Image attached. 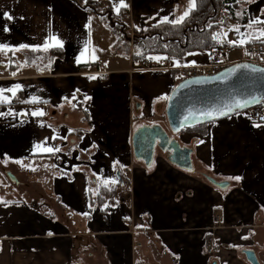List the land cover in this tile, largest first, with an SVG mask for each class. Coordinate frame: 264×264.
<instances>
[{
	"label": "crops",
	"instance_id": "obj_1",
	"mask_svg": "<svg viewBox=\"0 0 264 264\" xmlns=\"http://www.w3.org/2000/svg\"><path fill=\"white\" fill-rule=\"evenodd\" d=\"M108 2L117 13L121 0ZM123 2L132 29L173 21L189 7ZM236 13L245 21L226 30L227 65L243 60L241 40L261 38L264 23L248 25L264 21V0H241ZM106 25L72 0H0V264H249L245 249L264 264V123L239 112L169 134L192 149V169L157 149L145 166L132 135L145 124L166 128L176 72L138 68L130 42L128 57H101ZM46 43L62 54L52 56ZM210 54L174 61L205 64ZM117 172L128 200L116 191L115 205H92L96 182H117Z\"/></svg>",
	"mask_w": 264,
	"mask_h": 264
},
{
	"label": "water",
	"instance_id": "obj_2",
	"mask_svg": "<svg viewBox=\"0 0 264 264\" xmlns=\"http://www.w3.org/2000/svg\"><path fill=\"white\" fill-rule=\"evenodd\" d=\"M253 68L264 69L261 65L238 61L214 74L188 77L178 82L170 92L164 108L166 128L159 124H145L133 133L135 159L142 160L148 167L157 149L167 153L170 162L191 170L192 149L181 146L170 135L263 105L264 72H253ZM238 102L243 106L236 107ZM116 174L120 177L119 172ZM8 175L16 181L12 175ZM206 179L218 188L227 185L209 176ZM242 253L249 264H259L253 250L245 249Z\"/></svg>",
	"mask_w": 264,
	"mask_h": 264
},
{
	"label": "trees",
	"instance_id": "obj_3",
	"mask_svg": "<svg viewBox=\"0 0 264 264\" xmlns=\"http://www.w3.org/2000/svg\"><path fill=\"white\" fill-rule=\"evenodd\" d=\"M75 3L101 13L102 18L108 26H117L122 33H128V27L120 23V19L125 16V9L121 8L118 20L114 19L115 13L109 5L108 0H72ZM241 0H195L196 7L189 16L179 25L171 23H159L145 29H136L132 39L133 51L131 58L134 61L140 60L147 54L165 55L178 59L184 57L188 52L212 50L217 46L226 47L227 42L222 33L226 32L231 23L245 21L244 12L239 16L236 9L240 7ZM106 5L107 9H104ZM110 13V20L106 12ZM223 21V23H221ZM211 25V27H209ZM219 35V41L213 36ZM262 38L249 41V43L260 42ZM129 43V42H128ZM52 56L61 55V50L55 48L47 49ZM139 53V54H138ZM85 64L79 66L80 70L86 69ZM203 125V124H202ZM201 125L186 128L181 131L195 130ZM80 136L83 131H75ZM74 132V133H75ZM123 177H119L117 182L101 183L97 181L98 191L90 196L92 205L111 206L117 203L115 199L116 189L122 184ZM104 213V209H101Z\"/></svg>",
	"mask_w": 264,
	"mask_h": 264
},
{
	"label": "built area",
	"instance_id": "obj_4",
	"mask_svg": "<svg viewBox=\"0 0 264 264\" xmlns=\"http://www.w3.org/2000/svg\"><path fill=\"white\" fill-rule=\"evenodd\" d=\"M260 33L264 31V24L259 26ZM132 36H127L126 39L132 40ZM260 42L255 43H244V57L242 61H247L264 67V37H261ZM227 51L226 47L217 46L210 50V61L205 64H193L185 66H174V59L167 56H158L157 54H147L145 57L137 61V66L140 69H165L168 71L176 72L174 78L176 79V84L181 80L199 76V75H211L214 74L224 67L227 66L223 62V57ZM157 57H167V59H161L159 62L155 58ZM133 60V59H132ZM246 119L256 123H264V104L251 107L247 110L242 111ZM127 182H122L118 187L116 198L118 201L128 200V192L126 190ZM219 216H216V220ZM212 240V239H211ZM211 248L208 249L209 252Z\"/></svg>",
	"mask_w": 264,
	"mask_h": 264
},
{
	"label": "rangeland",
	"instance_id": "obj_5",
	"mask_svg": "<svg viewBox=\"0 0 264 264\" xmlns=\"http://www.w3.org/2000/svg\"><path fill=\"white\" fill-rule=\"evenodd\" d=\"M103 7H104V9H107L106 5H104ZM105 12L107 14V18H109V20H110V13L107 11H105ZM114 13H115L114 19L118 20L117 13L116 12H114ZM103 21H105V20L103 19ZM119 22L123 23L124 25H126L128 27V33H122L121 29L117 26L106 25V27L108 28L107 30H108L109 34H106V36H104L103 38H99L101 43L98 46L102 47L101 57H103L104 59H107L108 61L111 59V57L112 58H116L117 56L121 57V58L123 56L125 58L128 57V51H129V45H128L129 43L128 42H130V50L131 51H133V45H132V40L127 39L128 40L127 41L126 38H124V37L126 35L134 37V34H135L134 30L147 28V27H141V28L132 29L130 27L129 19H127L126 16H124V18H121ZM108 41H112L110 45L111 46L113 45L115 50L110 51L109 48H107ZM92 42H94V38L92 39ZM116 49H118V50H116ZM240 49L242 50V53H244V47L240 48ZM153 55H155V54H153ZM158 56H162V55H158Z\"/></svg>",
	"mask_w": 264,
	"mask_h": 264
},
{
	"label": "snow or ice",
	"instance_id": "obj_6",
	"mask_svg": "<svg viewBox=\"0 0 264 264\" xmlns=\"http://www.w3.org/2000/svg\"><path fill=\"white\" fill-rule=\"evenodd\" d=\"M125 7H127V5L123 2V0H121L120 4L116 6L115 10H116L117 13L119 14L120 9H121V8H125ZM195 7H196L195 0H189V7H188V9L183 13L182 16L176 18V19L173 20V21H168L167 18H165L164 21H162V22H163V23H172V24H174V25H179V24H181V23H182V22H183V21L189 16V14L195 9ZM9 18H10V17H9ZM221 23H223V21H221ZM255 23H264V21H260V20L252 21V22L248 25V27H252V24H255ZM209 27H211V25H209ZM229 30H233V29H229ZM234 30L237 31V32H239V28H236V29H234ZM222 35H223L224 38H226L227 33L224 32V33H222ZM260 37H264V31H262V32L260 33ZM53 39H55V38H53ZM213 39L219 41L220 36H219V35H214V36H213ZM245 42H247V40H241V41H240V44L242 45V44L245 43ZM57 43H59V42L57 41ZM232 43L235 44L236 42H232ZM46 49H47V43H46V45H45V50H46ZM138 54H139V53H138ZM155 59L157 60V62H159V60H161V59H167V57H163V58H161V57H157V58H155ZM173 64H174V66H177V67L180 66L176 61H174ZM245 67H248V66H245ZM251 71H253V72H264V69H256V68H253V69H251ZM95 78H96V77H90V79H95ZM19 88H20V86H19V85H16L14 88L7 89V91L13 93V95H14L15 92H16L17 90H19ZM5 91H6L5 89L0 88V99H4V97H3V93H4ZM242 106H243V105H241L239 102H238L237 105H236V107H242ZM35 115H43V113H35ZM38 147H40V146H38ZM44 151H47V152H59L60 149H58V148H56V149L46 148V149H44ZM236 179H239V178H236Z\"/></svg>",
	"mask_w": 264,
	"mask_h": 264
}]
</instances>
